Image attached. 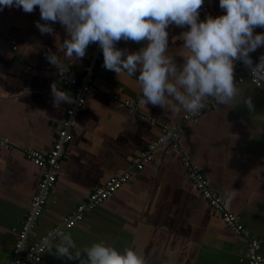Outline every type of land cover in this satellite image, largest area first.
<instances>
[{
	"label": "crops",
	"instance_id": "1",
	"mask_svg": "<svg viewBox=\"0 0 264 264\" xmlns=\"http://www.w3.org/2000/svg\"><path fill=\"white\" fill-rule=\"evenodd\" d=\"M208 2L212 12L223 14L219 0ZM36 21L44 23L38 7L32 13L16 7L0 10V138L5 140L0 145V264L13 259L17 230L30 211L44 172L25 151L48 152L71 105L63 103L56 109L51 85L56 83L73 96L58 81V69L45 58L49 49L57 50L65 30L56 23L57 35H41ZM186 30L174 25L168 29V54L176 55L178 64L183 62L178 54L186 51L178 37ZM36 41L42 46L32 47ZM116 46L136 51L144 42L121 41ZM92 48L93 44L75 62L57 51L61 69L81 79ZM253 54L258 61L264 47ZM95 70V89L74 114L56 182L28 240L39 241L59 227V232L71 234L74 254L104 242L121 252L132 248L148 264H248L249 238L235 233L203 197L188 177L184 157L205 174L210 188L229 212L240 216L251 236L264 238V92L245 77L238 87L252 97V111L242 103L228 108L214 102L185 122L186 112L173 114L139 104L138 74L122 72L117 77L103 67V58ZM238 74L236 65L234 80ZM165 124L182 126L178 146L167 142L113 196L73 227H63L93 191L132 169L133 160L162 136ZM58 242L57 234L48 241ZM261 251L264 254V243ZM54 253V248L49 252L46 247L48 264H80V259L58 258Z\"/></svg>",
	"mask_w": 264,
	"mask_h": 264
},
{
	"label": "clouds",
	"instance_id": "2",
	"mask_svg": "<svg viewBox=\"0 0 264 264\" xmlns=\"http://www.w3.org/2000/svg\"><path fill=\"white\" fill-rule=\"evenodd\" d=\"M205 0H0L4 7L21 8L32 13L38 7L40 21L35 22L41 35H57L59 23L66 36L55 52L49 49L45 58L60 75L62 60L57 51L75 62L82 60L91 44L103 53V67L117 77L126 72L137 76L142 95L139 104L196 114L209 100L228 108L244 104L254 108L251 96L234 81L236 62H241L256 81H264V54L254 62L251 53L264 47V0H219L222 15L200 19ZM187 27L178 39L183 41L178 54L169 55L170 26ZM131 41L144 46L136 51L118 48ZM39 41L32 47H41ZM68 66V65H67ZM67 70V69H66ZM53 106L75 104L70 92L51 85ZM59 242H45L47 251L55 249L58 258L80 259V264H148L132 248L123 252L104 242H95L75 254L71 234L57 233ZM86 254L84 257L81 254Z\"/></svg>",
	"mask_w": 264,
	"mask_h": 264
},
{
	"label": "built area",
	"instance_id": "3",
	"mask_svg": "<svg viewBox=\"0 0 264 264\" xmlns=\"http://www.w3.org/2000/svg\"><path fill=\"white\" fill-rule=\"evenodd\" d=\"M209 0H205L203 7L200 9V19H206L207 16H218L212 12ZM14 48H16V41H11ZM254 62H258L253 53L250 54ZM103 53L97 44H93L90 60L87 63L86 70L81 79L70 75L66 70L64 75L61 76L59 71L57 74L58 81L65 87L73 91V96L76 100L75 104H71L66 110V116L62 121L61 127L58 131L57 137L53 143L52 148L48 152H41L39 150L28 149L25 151L26 157L34 162L36 165L43 167V176L39 182L37 192L35 193L30 211L24 220L23 224L17 230V240L14 245L13 259L9 264H48L44 258V252L46 250L45 242H48L51 238L55 237L60 231L59 227H56L52 232H48L39 241L30 242L28 240L31 230L35 226L38 218L45 209V205L53 188L59 168L60 160L65 154L66 147L70 141V130L73 126V118L76 110L84 105L86 102V96L88 92L95 89V77L96 62L102 60ZM236 65L239 70L238 77L234 80L237 84L242 82L245 77H248L250 81L255 84L264 92V81H256L250 76V72L244 67V65L237 61ZM214 101L209 100L206 102V106L196 114L186 113L184 121L189 122L195 119L202 110L210 107ZM163 134L155 142L149 144L140 155L133 160L132 169L110 178L104 185L98 187L93 191L88 198L78 204L71 215H69L63 224L65 228L73 227L79 220H81L85 214L95 209L104 200L113 196L114 193L121 188L126 182L129 181L135 169H142L146 163L152 159V155L155 151L171 142L174 146H178L180 134L183 130L182 126H169L165 124L163 126ZM5 140L0 138V145H4ZM184 163L188 170V177L195 187L201 192L203 197L209 202V204L216 209L222 216L225 223L237 234H242L249 238L248 243V264H264V254L261 251L264 238H255L251 236L249 230L244 226L240 220V216L229 212L223 203L222 198L217 192L212 190L208 184V179L205 174L199 169V167L192 163L190 159L185 156Z\"/></svg>",
	"mask_w": 264,
	"mask_h": 264
}]
</instances>
